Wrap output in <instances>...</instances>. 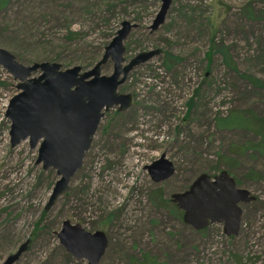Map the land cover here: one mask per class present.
Listing matches in <instances>:
<instances>
[{"label": "rangeland", "instance_id": "374dc122", "mask_svg": "<svg viewBox=\"0 0 264 264\" xmlns=\"http://www.w3.org/2000/svg\"><path fill=\"white\" fill-rule=\"evenodd\" d=\"M160 7L161 0H7L0 8V48L25 66L89 71L124 21L135 27L122 66L160 51L128 73L118 92L133 104L104 114L68 193L48 210L55 171L35 164L28 141L11 147L5 115L17 82L0 67V264L29 238L13 264H88L60 246L64 221L106 234L98 264H264V0H171L151 31ZM112 73L108 61L100 75ZM232 114L250 129L223 130L222 119L216 126ZM163 154L175 173L154 183L145 168ZM221 171L256 198L240 205L237 237L225 236L222 224L193 230L171 202L199 174Z\"/></svg>", "mask_w": 264, "mask_h": 264}, {"label": "water", "instance_id": "95a60500", "mask_svg": "<svg viewBox=\"0 0 264 264\" xmlns=\"http://www.w3.org/2000/svg\"><path fill=\"white\" fill-rule=\"evenodd\" d=\"M171 0H161V7L150 27L158 29L165 21ZM135 25L124 21L111 42L104 48L101 59L89 71L79 66L63 69L60 64L41 62L25 66L16 61L8 51L0 48V67L17 82L18 94L9 101L5 118L10 122L12 148L28 141L31 150L37 151L35 164L43 171H55V182L45 210L65 196L75 174L81 170L101 119L111 108L127 110L134 101L132 95L118 92L128 73L147 62L160 51L143 52L125 66L124 41ZM113 63V73L101 76V67ZM38 73L37 77L33 74ZM154 183L169 180L175 173L171 161L161 155L145 168ZM171 201L183 212V222L195 231H202L211 224H222L224 235L237 237L240 231L241 204L256 198L240 188L236 179L227 171L213 178L199 174L188 189L171 195ZM60 246L75 259L98 264L108 247L102 231L88 232L79 224L62 223L56 233ZM32 243L29 238L2 264L15 263Z\"/></svg>", "mask_w": 264, "mask_h": 264}, {"label": "trees", "instance_id": "16d2710c", "mask_svg": "<svg viewBox=\"0 0 264 264\" xmlns=\"http://www.w3.org/2000/svg\"><path fill=\"white\" fill-rule=\"evenodd\" d=\"M6 3H7V0H0V8L1 7H3V6H5L6 5ZM211 49L213 50H215V48H214V46H212L211 47ZM210 51V52H213V51ZM210 56H211V53H209L208 55H207V57L208 58H210ZM245 79H247L249 82H251L253 85H257L258 83L253 79V78H251V77H248V76H243ZM220 119H222V120H224V126L221 128V129H223V130H225V129H230V128H235V127H242V128H249V126H250V122H249V120L248 119H243V118H241L239 115H237V114H232L229 118H218L216 121H215V123H216V126L218 127V121L220 120ZM250 129V128H249ZM146 259V257H144V259L143 260H145ZM145 263H147V262H145ZM148 264H150V263H148ZM154 264H156V263H154Z\"/></svg>", "mask_w": 264, "mask_h": 264}, {"label": "bare ground", "instance_id": "6f19581e", "mask_svg": "<svg viewBox=\"0 0 264 264\" xmlns=\"http://www.w3.org/2000/svg\"><path fill=\"white\" fill-rule=\"evenodd\" d=\"M57 177V176H56Z\"/></svg>", "mask_w": 264, "mask_h": 264}]
</instances>
